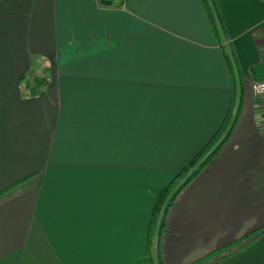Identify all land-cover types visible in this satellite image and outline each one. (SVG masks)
<instances>
[{
    "label": "crops",
    "instance_id": "obj_1",
    "mask_svg": "<svg viewBox=\"0 0 264 264\" xmlns=\"http://www.w3.org/2000/svg\"><path fill=\"white\" fill-rule=\"evenodd\" d=\"M263 26L264 0H0V264H264Z\"/></svg>",
    "mask_w": 264,
    "mask_h": 264
},
{
    "label": "trees",
    "instance_id": "obj_2",
    "mask_svg": "<svg viewBox=\"0 0 264 264\" xmlns=\"http://www.w3.org/2000/svg\"><path fill=\"white\" fill-rule=\"evenodd\" d=\"M218 137V136H217ZM216 141V139H215ZM212 143L209 144L207 147H205L201 153L193 160L191 161L175 178V180L166 188H164L161 193L159 194V197L157 199L156 207L153 211V218L150 226V232H149V242H148V248H152V238L154 235V223H155V217H156V212L160 205H163L165 201L168 198V193L169 191L173 188V186L177 183V181L181 178L186 177V180L181 184V186L172 194L171 196V201L168 203V209L172 205V202L176 199L177 195L181 192V190L195 177V175L200 171V169L205 165L207 162V159L209 157L206 156L208 150L211 148ZM163 224V221H162ZM151 246V247H150Z\"/></svg>",
    "mask_w": 264,
    "mask_h": 264
},
{
    "label": "rangeland",
    "instance_id": "obj_3",
    "mask_svg": "<svg viewBox=\"0 0 264 264\" xmlns=\"http://www.w3.org/2000/svg\"><path fill=\"white\" fill-rule=\"evenodd\" d=\"M113 1V3L117 2V0H111ZM119 1V0H118ZM43 84L42 83H36V87L40 88ZM186 180V177L184 178H181L177 181V183L173 186V188L169 191L168 193V198L167 200L165 201V203L163 205H160V207L158 208L157 210V214H156V217H155V223H154V226H155V229H154V235H153V238H152V243L154 242L155 239H157V235L159 234L160 232V229L162 227V221L164 220V217L166 216V213L168 211V203L171 201V196L172 194L181 186V184ZM156 249H153V258L151 259V262H150V259L147 258L146 260V263L147 264H158V259L156 258Z\"/></svg>",
    "mask_w": 264,
    "mask_h": 264
},
{
    "label": "built area",
    "instance_id": "obj_4",
    "mask_svg": "<svg viewBox=\"0 0 264 264\" xmlns=\"http://www.w3.org/2000/svg\"><path fill=\"white\" fill-rule=\"evenodd\" d=\"M262 32L264 34V26L262 28ZM252 92L254 97L258 100L260 106L263 109L264 114V79L263 80H255L252 84ZM264 124V117H263Z\"/></svg>",
    "mask_w": 264,
    "mask_h": 264
}]
</instances>
